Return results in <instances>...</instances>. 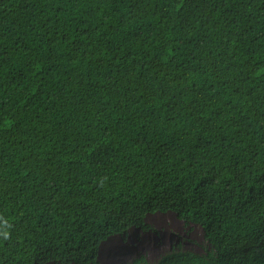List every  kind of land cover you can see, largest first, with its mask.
Masks as SVG:
<instances>
[{"label":"trees","instance_id":"obj_1","mask_svg":"<svg viewBox=\"0 0 264 264\" xmlns=\"http://www.w3.org/2000/svg\"><path fill=\"white\" fill-rule=\"evenodd\" d=\"M169 211L212 250L155 264H264V0H0V264Z\"/></svg>","mask_w":264,"mask_h":264},{"label":"rangeland","instance_id":"obj_2","mask_svg":"<svg viewBox=\"0 0 264 264\" xmlns=\"http://www.w3.org/2000/svg\"><path fill=\"white\" fill-rule=\"evenodd\" d=\"M146 222L150 225L148 229L132 227L126 235L106 239L100 246L96 262L90 264H125L139 254L147 257L148 264H155L170 252L206 254L212 250L200 225L184 222L172 211L148 214Z\"/></svg>","mask_w":264,"mask_h":264}]
</instances>
